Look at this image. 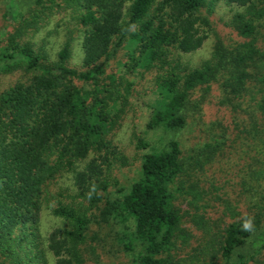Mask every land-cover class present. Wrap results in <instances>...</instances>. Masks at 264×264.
Listing matches in <instances>:
<instances>
[{
    "label": "trees",
    "instance_id": "trees-1",
    "mask_svg": "<svg viewBox=\"0 0 264 264\" xmlns=\"http://www.w3.org/2000/svg\"><path fill=\"white\" fill-rule=\"evenodd\" d=\"M48 1L80 10L82 58L79 68L70 62V40L49 64H39V55L13 38L0 47V76L20 65L27 72L38 71L25 82L3 88L0 78V251L8 249L16 225L22 238L33 234L39 210L49 197V183L68 170L75 196L82 201L53 208L55 215L68 221V227L56 228L47 237L58 264H86L81 250L93 223L128 220L132 225L125 227L124 245L133 251L128 264H173L160 253L179 227L171 190L174 180L187 171L179 141L170 138L162 148L144 152L137 177L126 186L109 187L112 168L125 163L111 132L119 123L131 83L107 75L106 67L132 39L122 67L168 68L156 80L163 101L151 107L149 122L165 132H178L186 124L189 104L224 107L217 97L223 94L231 102L245 93L251 77L248 68L256 55H263L256 48L255 32L258 24L264 25V0H224L246 6L230 21L214 15L211 0H161L159 7L167 6L175 14L169 20L157 10L152 12L155 0ZM189 20L200 21L209 30L213 26L217 39L212 58L187 70L170 55L175 48L186 52L200 44L202 38L187 31ZM210 90L215 98H201ZM256 110L264 121V96L256 102ZM147 144L138 140L140 148ZM195 164L200 165L199 160ZM257 208L255 218L246 214L225 227L220 264H248L263 253L264 205ZM258 228L250 239L251 249L237 251ZM34 239L27 244L29 252Z\"/></svg>",
    "mask_w": 264,
    "mask_h": 264
},
{
    "label": "rangeland",
    "instance_id": "rangeland-1",
    "mask_svg": "<svg viewBox=\"0 0 264 264\" xmlns=\"http://www.w3.org/2000/svg\"><path fill=\"white\" fill-rule=\"evenodd\" d=\"M160 2L154 1L152 12L157 10L168 20L174 19V12L167 6L160 8ZM211 5L214 15L223 21H230L235 13L246 9L245 5L228 4L224 0H211ZM79 14L80 10L48 0L42 4H36L34 0H0V47L13 38L20 46H30L35 55H39V64H49L56 60L62 44L70 40V62L79 68L84 35V28L78 23ZM187 31L195 38H202L200 44L186 52L175 48L170 57L180 62V68L188 70L198 68L212 58L217 37L213 26L209 30L200 21L191 24L189 20ZM255 37L256 48L263 55H256V62L248 68L251 77L245 93L231 102H226L223 94L217 97L225 109L218 105L196 108L189 104L186 124L178 132H165L149 122L151 107L163 101L156 80L168 68L152 66L128 71L122 67L128 58L127 50L132 39L119 49L106 67L107 75L131 83L119 123L111 132L125 163L112 168L109 187L117 189L132 182L137 177L144 152L162 148L170 138L179 141L187 170L174 180L171 188L172 203L180 216L179 227L174 231L171 244L160 253L173 264H220V244L229 221L246 214L255 218L257 206L264 205V121L256 113V102L264 96L263 24H258ZM35 72L38 71L27 72L20 65L0 76L2 88L18 81L25 82ZM205 96L215 98L216 94L210 90L201 98ZM138 140L147 142V146L140 148ZM209 143L212 147L207 145ZM195 160H199L200 165L195 164ZM48 189L49 197L39 210L38 220L32 227L33 234L22 238L17 225L13 227L8 249L4 253L0 251V264H21L22 260L27 264H58L57 256L47 247V237L56 228L68 227V221L55 215L53 208L60 203L82 200L75 196L68 170L49 183ZM131 225V220L124 224L111 221L93 223L81 250L86 264H128L133 251L125 248L128 239L125 227ZM259 229L252 230L251 237L237 251L251 249L253 240L250 239ZM32 238H35L33 250L29 252L27 244ZM134 247L136 251L138 247ZM262 252L248 264H264V249Z\"/></svg>",
    "mask_w": 264,
    "mask_h": 264
},
{
    "label": "clouds",
    "instance_id": "clouds-1",
    "mask_svg": "<svg viewBox=\"0 0 264 264\" xmlns=\"http://www.w3.org/2000/svg\"><path fill=\"white\" fill-rule=\"evenodd\" d=\"M250 224V222H246L245 226L247 227Z\"/></svg>",
    "mask_w": 264,
    "mask_h": 264
}]
</instances>
